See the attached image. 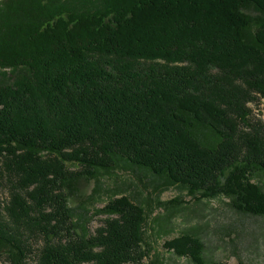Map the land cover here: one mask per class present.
<instances>
[{"label": "trees", "instance_id": "16d2710c", "mask_svg": "<svg viewBox=\"0 0 264 264\" xmlns=\"http://www.w3.org/2000/svg\"><path fill=\"white\" fill-rule=\"evenodd\" d=\"M260 98L264 0H0V257L139 263L140 202L111 198L94 234L69 203L122 166L264 216ZM164 247L207 264L191 233Z\"/></svg>", "mask_w": 264, "mask_h": 264}, {"label": "rangeland", "instance_id": "374dc122", "mask_svg": "<svg viewBox=\"0 0 264 264\" xmlns=\"http://www.w3.org/2000/svg\"><path fill=\"white\" fill-rule=\"evenodd\" d=\"M250 106L254 117L264 122V99ZM70 167L80 168L76 164ZM162 183V179L146 169L122 166L110 172L101 171L97 180L82 178L77 188L79 196L69 198V203L79 204L75 220L80 222L82 233L94 234L109 217L99 210L111 198L126 194L140 202L149 214L144 243L148 254L137 264H196L190 257L164 247L166 240L182 233L203 240L207 264L214 261L264 264V216L237 211L226 197L199 201L181 186L165 187ZM8 198V189L1 188L2 204ZM0 264H7L4 257H0Z\"/></svg>", "mask_w": 264, "mask_h": 264}]
</instances>
